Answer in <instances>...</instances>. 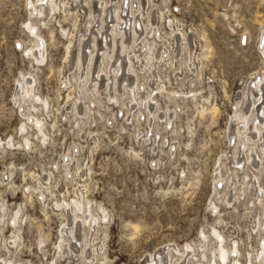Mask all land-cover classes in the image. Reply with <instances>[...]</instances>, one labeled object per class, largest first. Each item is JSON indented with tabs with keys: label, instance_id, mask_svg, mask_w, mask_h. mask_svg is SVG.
I'll return each mask as SVG.
<instances>
[{
	"label": "rangeland",
	"instance_id": "374dc122",
	"mask_svg": "<svg viewBox=\"0 0 264 264\" xmlns=\"http://www.w3.org/2000/svg\"><path fill=\"white\" fill-rule=\"evenodd\" d=\"M141 1L157 24L158 48L169 50L173 59L180 38L189 39L193 47L198 76L186 67L181 74L174 60L171 67H161L157 75L168 91L189 88L200 95L198 101L177 102L180 106L174 119L176 133L161 131L152 145L139 142L135 128L126 125L122 130L120 124L110 126L98 116L95 122L88 121L80 127L65 119L77 97L70 84L75 74L71 68L72 53L80 49L79 42L74 43L71 55L67 52L69 34L77 41L82 35L83 12L76 4L70 7L73 16L66 17L62 10L52 17L54 42L48 28H40L38 35L46 43L47 54L42 65H38L27 55L35 44V36L27 29V24H35L28 8L37 5V0H0V141H22V118L13 96L23 76L36 81L35 93L45 104L38 106L37 115L46 125L47 136L44 144L32 137L36 146L30 150L17 144L3 149L0 144V164L7 170L6 180L0 175L2 261L141 264L148 255L169 245L182 249L191 244L196 255L200 234L204 232L209 248L205 246L206 256L200 260L201 264H211L219 249L212 232L215 229L226 241L223 244L227 251L237 243L240 264H264L259 260L264 248V209L251 195L250 184L242 185L243 193L234 180L235 187L226 197H231L235 206L215 202L217 211L212 207L215 181L220 176L227 180L232 162L238 159L237 153L234 159L227 156L231 149V117L235 113L242 115L247 107L245 98L251 103L257 94L252 80L264 73V51L259 49L264 38V0ZM187 49L184 46L181 57H186ZM151 78L146 75L143 81L148 84ZM262 98H255L257 106ZM215 107L217 112L213 113ZM168 140L175 144L173 154L166 152ZM66 156L77 158L79 173L72 179L62 176ZM263 172L258 181L264 188ZM243 181L253 182V178ZM237 198L239 202H235ZM72 199L85 203V209L91 208L93 216L103 218L105 213L107 218L97 233L88 236L94 256L86 260L80 252L77 258L63 263L58 250L59 231L65 219V205ZM18 212L13 225L11 219ZM13 237L15 246L10 244ZM190 259L189 264L196 263L193 254ZM171 264L178 263L173 260Z\"/></svg>",
	"mask_w": 264,
	"mask_h": 264
},
{
	"label": "bare ground",
	"instance_id": "6f19581e",
	"mask_svg": "<svg viewBox=\"0 0 264 264\" xmlns=\"http://www.w3.org/2000/svg\"><path fill=\"white\" fill-rule=\"evenodd\" d=\"M73 4H76L83 12V25L80 31L82 34L80 41L70 34L68 38L67 52L69 55L75 51V42H79L80 49L72 53L71 68L75 74L71 77L73 83L70 84V88H73L77 93V97L73 99L76 103L71 104L69 116L65 119L74 127H80V124L85 125L88 121L95 122V116H98L110 126L115 123L120 124L122 130L126 125L135 128L138 141L141 143L144 141L149 145L155 142V137L160 136L161 131H168V135L176 133L174 119L177 116V108L180 106L177 102L184 104L186 100L198 101L200 95L196 90L189 88L185 91H168L164 86L165 82H162L157 74L165 66L171 67L174 60L179 66L181 74H184L183 68L186 67L188 72L198 76L193 60V47L189 45V39L182 37L181 40H178L179 47L180 45L181 47L177 48L173 59L169 50L158 48L155 40L156 36L160 37L157 24L152 12L146 11L144 2L141 0H37V5L31 4L28 8L30 18L35 20V24H27L29 33L35 36V44L27 55L31 56L36 64L42 65L47 54L46 43L38 35L40 28L42 26L45 29L48 28L51 41L54 42L56 35L54 28H51L52 17L56 12L62 10L66 17L73 16L70 12V7ZM141 21H146L147 24H140ZM184 46H187L188 49L186 57L183 58L181 54L184 53ZM259 49L264 51V38ZM146 75L152 77L148 84L143 81ZM35 82L33 78L23 76L18 81L17 90L13 96L22 118L19 130L24 133L22 141L15 144L27 150L36 146L34 138L35 141L41 143L47 137L46 125L37 115L40 110L38 106L45 104L42 98L35 93ZM252 83L257 94L252 97L251 103H247V98H245L244 105L247 107L245 106L242 115L239 116L235 113L231 117L233 124L229 128L231 149L227 156L234 159L232 157L237 153L238 159L232 162L233 168L229 170V174H226L227 180H224V176H220L215 181L212 207L216 211L218 206L215 202L222 203L227 207L235 206L231 202V197H226V193L235 187L234 180H237L241 187L242 185L247 187L250 184L251 195L256 198V201L259 200V205L264 209V188L258 181V176L264 171V100L259 104L261 106L255 104V98L259 95H262V99H264V73L261 76H255ZM184 85L183 82L182 86ZM255 106L258 108L254 109ZM212 110L213 113L217 112L216 107ZM51 129L53 130L52 127ZM32 137L34 138L32 139ZM0 144L4 146L3 149L6 145L11 147L15 145L12 138L3 144L0 141ZM167 144L166 152L173 154L175 144L170 143L169 140ZM3 153L2 151V155ZM240 155L243 157L239 158ZM73 157H67L65 160V170L62 175L64 179H72L74 174L79 173V168L76 167L77 158ZM5 170L0 164V175L4 180L7 178ZM249 176L253 178V182L245 183L243 179ZM242 192L244 193L243 187ZM235 202H239V198ZM57 206L60 207V205ZM84 206L85 203L83 205V202L72 199L71 203H66L63 210L65 219L59 231L60 243L58 246L60 259L63 263H66V260L77 258L80 252L81 257L86 260L95 254L94 247L88 242V236L92 237L99 231L101 222L107 218V215L101 212L103 218L102 215L100 217L93 216L91 208L88 207L89 210H86ZM18 215L19 212L16 217L11 219L13 225H16ZM212 232L219 244V249L217 254L214 253V257H211V264H240L237 243L234 248L227 251L224 247L226 241L224 242L223 236L215 229ZM200 236L198 255L197 253L195 255L196 249L194 250L190 246L191 244L185 245V248L182 249L169 245L148 255L141 264H171L173 260H176L178 264H189L191 261L189 257L192 258V254L196 263L201 264L200 258L206 256L203 249L206 248V245L208 247V243L206 244V233L201 232ZM40 241L41 244L44 243L43 240ZM10 244L16 245V237L11 239ZM229 247L231 248V246ZM6 249L8 251L9 246L6 245ZM103 249L104 246H101L100 250ZM6 260L0 259V264H13ZM259 260L260 262L264 261V248Z\"/></svg>",
	"mask_w": 264,
	"mask_h": 264
}]
</instances>
